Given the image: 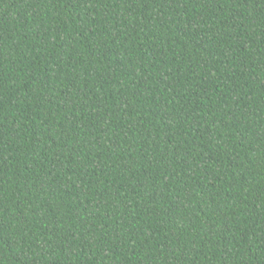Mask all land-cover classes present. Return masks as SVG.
<instances>
[{"label":"trees","instance_id":"obj_1","mask_svg":"<svg viewBox=\"0 0 264 264\" xmlns=\"http://www.w3.org/2000/svg\"><path fill=\"white\" fill-rule=\"evenodd\" d=\"M0 264H264V0H0Z\"/></svg>","mask_w":264,"mask_h":264}]
</instances>
